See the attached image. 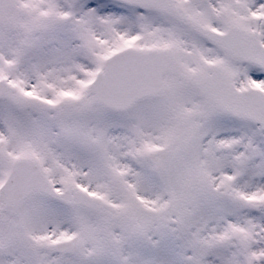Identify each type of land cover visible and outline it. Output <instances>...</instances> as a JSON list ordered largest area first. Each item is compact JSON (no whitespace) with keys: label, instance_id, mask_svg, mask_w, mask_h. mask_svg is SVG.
Returning <instances> with one entry per match:
<instances>
[{"label":"snow or ice","instance_id":"1","mask_svg":"<svg viewBox=\"0 0 264 264\" xmlns=\"http://www.w3.org/2000/svg\"><path fill=\"white\" fill-rule=\"evenodd\" d=\"M0 264H264V0H0Z\"/></svg>","mask_w":264,"mask_h":264}]
</instances>
